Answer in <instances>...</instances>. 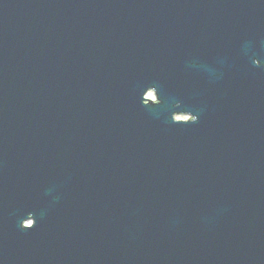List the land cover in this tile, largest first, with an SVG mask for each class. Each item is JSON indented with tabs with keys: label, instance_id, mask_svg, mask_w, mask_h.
Listing matches in <instances>:
<instances>
[{
	"label": "water",
	"instance_id": "obj_1",
	"mask_svg": "<svg viewBox=\"0 0 264 264\" xmlns=\"http://www.w3.org/2000/svg\"><path fill=\"white\" fill-rule=\"evenodd\" d=\"M0 264H264V0H0Z\"/></svg>",
	"mask_w": 264,
	"mask_h": 264
}]
</instances>
